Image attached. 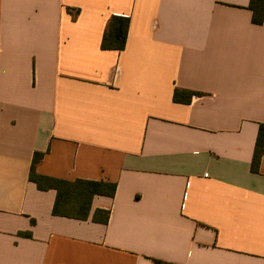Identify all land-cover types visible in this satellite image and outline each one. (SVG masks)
I'll return each mask as SVG.
<instances>
[{
	"label": "crops",
	"instance_id": "0c3cea01",
	"mask_svg": "<svg viewBox=\"0 0 264 264\" xmlns=\"http://www.w3.org/2000/svg\"><path fill=\"white\" fill-rule=\"evenodd\" d=\"M249 4L0 0V264H264V24ZM113 16L130 18L122 51L102 49ZM37 153V174L115 196L86 221L54 216Z\"/></svg>",
	"mask_w": 264,
	"mask_h": 264
},
{
	"label": "trees",
	"instance_id": "16d2710c",
	"mask_svg": "<svg viewBox=\"0 0 264 264\" xmlns=\"http://www.w3.org/2000/svg\"><path fill=\"white\" fill-rule=\"evenodd\" d=\"M249 9L252 11V22L256 25L264 24V0H250ZM130 18L113 16L108 22L102 41L103 50L122 51L126 47ZM197 93L192 91L176 90L174 101L177 103H190L192 97ZM264 157V124H261L258 131L256 146L254 150L251 169L258 172L261 160ZM43 154L37 153L34 156L30 172V180L36 183L38 189L56 191V200L53 206V215L79 221L89 219L92 202L95 196L114 197L117 191V184L104 181L87 180H63L51 178L36 173L37 165L42 161ZM110 213L104 210H97L94 221L108 223ZM30 236V235H29ZM154 264H172L154 259Z\"/></svg>",
	"mask_w": 264,
	"mask_h": 264
}]
</instances>
